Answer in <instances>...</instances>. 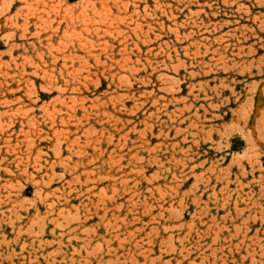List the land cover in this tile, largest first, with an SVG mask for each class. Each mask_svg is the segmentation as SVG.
<instances>
[{
	"label": "rangeland",
	"instance_id": "rangeland-1",
	"mask_svg": "<svg viewBox=\"0 0 264 264\" xmlns=\"http://www.w3.org/2000/svg\"><path fill=\"white\" fill-rule=\"evenodd\" d=\"M0 264H264V0H0Z\"/></svg>",
	"mask_w": 264,
	"mask_h": 264
}]
</instances>
